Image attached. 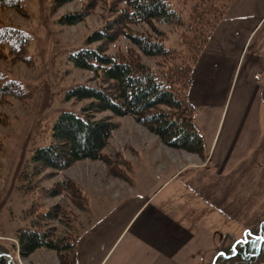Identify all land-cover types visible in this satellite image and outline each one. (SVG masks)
Segmentation results:
<instances>
[{
  "label": "rangeland",
  "instance_id": "obj_1",
  "mask_svg": "<svg viewBox=\"0 0 264 264\" xmlns=\"http://www.w3.org/2000/svg\"><path fill=\"white\" fill-rule=\"evenodd\" d=\"M91 1L73 0L59 6L56 0H28L19 12L0 11L1 24L17 28L30 38L24 54L27 61L12 62L7 52L0 57V72L17 80L29 93L20 98L6 97L0 104V254L10 264H59L55 253L46 249L26 258L19 255L17 233L28 227L26 212L32 209V214L48 212L59 205L63 215L58 221L44 220L46 228L55 229L57 237L71 232L82 234L91 222L92 212L96 219L99 214H107L117 204L113 197L119 188L128 187L129 184L109 173L111 168L128 175L126 165H132L141 179L135 183L136 188L146 193L157 190L170 174L186 166L168 183L167 190L157 193L160 195L156 201L172 189L184 186L196 189L206 201L205 205L189 203V233L194 238L191 264H211L218 251L222 255L225 249L245 246L261 237L255 231L264 222V61L257 60H264V25L246 49L245 58L234 62L232 73L220 84L217 98H224V103L208 109L198 107L195 111L194 122L205 138L212 141L216 134L214 151L209 154L205 150L206 159H201L205 160L201 166L194 165L200 162L199 157L163 146L132 118L103 112L93 117L97 120L110 117L115 125L104 149L110 166L84 160L67 170L43 171L30 184L41 178L38 186L55 189L60 185L61 191L56 196L27 195L26 190L32 187L25 180L28 188L21 186V177L31 173L29 157L33 149L41 146V142H35L36 131L61 113H78L89 104L67 98L69 91L80 85L99 86L93 74L68 61V54L100 45L106 54L131 51L140 56L126 35H153L149 25L129 24L113 35L112 43L89 45L90 36L106 26L109 30L116 19L107 6L116 3L122 8L117 0ZM187 1L192 4L196 0ZM65 15H83V19L70 26L59 22ZM153 26L162 32L165 45L178 44V30L173 26L158 22ZM140 60L152 68L162 61L141 56ZM218 114L221 117L217 121ZM74 182L87 198L89 212L80 211L76 202L71 201L69 192L74 190L71 185ZM183 196L186 198V194ZM176 200L181 202L179 196ZM227 264L239 263L230 260ZM251 264H264V252Z\"/></svg>",
  "mask_w": 264,
  "mask_h": 264
},
{
  "label": "trees",
  "instance_id": "obj_2",
  "mask_svg": "<svg viewBox=\"0 0 264 264\" xmlns=\"http://www.w3.org/2000/svg\"><path fill=\"white\" fill-rule=\"evenodd\" d=\"M26 1L0 0V11L19 12ZM68 1L73 0H56L59 6ZM117 1L122 8L116 3L107 6V11L114 13L116 18L111 23L112 27L108 30L106 26L96 31L89 37V45L110 44L114 40L113 35L123 26L142 23L151 27L153 35L132 33L126 35L127 39L137 47L141 57L159 58L162 61L152 68L143 64L140 56L133 55L131 51L106 54L100 45L69 53L68 61L74 67L93 74L99 86L80 85L69 91L67 98L89 101V104L78 113H61L36 131L35 142H41V146L33 149L29 157L31 173L21 177V186L26 187L25 182L28 181L27 186L32 187L26 190L27 195L43 197L45 194H59L60 185H56L55 189L38 186L41 178L30 184L43 171L67 170L84 160L99 161L110 166L104 149L115 125L110 117L95 119L93 116L98 113L110 112L116 117H130L158 138L163 146L205 159L203 138L194 122L195 107L189 100L192 72L234 0H196L192 4H188L187 0ZM82 19L83 15H65L59 22L73 26ZM155 22L170 24L178 30L176 46L164 44L162 32L153 26ZM29 43L30 38L26 33L0 23L1 58L7 52L12 62L27 61L24 54ZM27 95L29 93L23 85L0 72V104L6 97ZM126 168L128 175L125 171L117 173L111 168L109 173L131 185L133 167L126 165ZM71 185L74 189L69 192L71 201L76 202L75 206L80 211L89 212V202L81 195L82 189L75 182ZM32 211L25 215L29 218L28 227L17 233L19 255L26 258L40 249H46L55 253L59 264H77V243L82 234L71 232L70 235L57 237L55 229H47L44 224L48 220L58 221L64 213L63 209L56 205L52 212L36 211L32 214ZM260 224V229L255 233H260L261 237L252 239L245 246L225 249L221 251L222 255L218 251L211 264H227L230 260L239 264L254 263L264 252V222ZM0 264L10 262L0 254Z\"/></svg>",
  "mask_w": 264,
  "mask_h": 264
},
{
  "label": "crops",
  "instance_id": "obj_3",
  "mask_svg": "<svg viewBox=\"0 0 264 264\" xmlns=\"http://www.w3.org/2000/svg\"><path fill=\"white\" fill-rule=\"evenodd\" d=\"M263 25L264 0H234L230 4L192 72L189 100L195 111L198 107L208 109L224 103V98H217L220 84L227 74L232 73L234 62L245 58L246 49ZM210 114L207 113L208 116ZM220 117L218 114L216 120ZM201 135L204 150L210 154L214 151L216 134H212V141ZM198 160L200 162H194V165L201 166V161H205ZM185 167L170 174L157 190L148 193L136 188L135 183L141 179L133 172L132 184L120 187L114 195V202H117L114 208L103 216L99 214L97 219L92 212L91 222L77 243V264H191V242L194 238L189 233V203L205 205L206 201L196 189L190 190L185 186L170 189L169 194L156 201L167 190L168 183ZM178 196L181 202L177 203Z\"/></svg>",
  "mask_w": 264,
  "mask_h": 264
}]
</instances>
